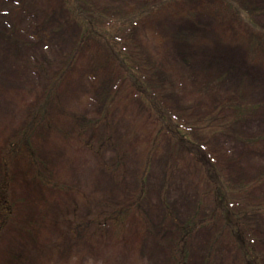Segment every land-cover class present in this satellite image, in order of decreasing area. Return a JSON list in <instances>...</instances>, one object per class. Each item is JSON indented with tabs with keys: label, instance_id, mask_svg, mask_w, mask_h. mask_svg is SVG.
Segmentation results:
<instances>
[{
	"label": "rangeland",
	"instance_id": "374dc122",
	"mask_svg": "<svg viewBox=\"0 0 264 264\" xmlns=\"http://www.w3.org/2000/svg\"><path fill=\"white\" fill-rule=\"evenodd\" d=\"M89 1L119 6L123 14L151 10L134 36L149 58L159 61L176 107L207 117V103L233 93L243 103L259 104L213 143L219 161L228 166L223 171L238 210L249 213L245 221L264 249V142L252 150L242 142L264 135V65L257 46L246 52L243 32L222 23L227 19L213 0ZM229 1L264 30V0ZM16 2L0 0V183L12 207L0 228V264H175L177 235L171 226L187 225L194 217L206 225L187 239L185 264H233L223 241L212 244L219 222L209 221L210 190L183 162L189 160L166 137L148 161L154 129L132 103L118 102L103 124L100 92L86 63L65 78L57 76L70 53L73 28L64 26L58 11L44 26L50 39L29 30L35 28L34 17H44L42 9L55 1L24 0L21 17L12 7ZM52 86V98L42 101L41 92ZM38 107L42 110L32 124ZM22 136L28 150L11 148ZM137 194L145 222H130L124 241L71 233L74 218H102Z\"/></svg>",
	"mask_w": 264,
	"mask_h": 264
},
{
	"label": "trees",
	"instance_id": "16d2710c",
	"mask_svg": "<svg viewBox=\"0 0 264 264\" xmlns=\"http://www.w3.org/2000/svg\"><path fill=\"white\" fill-rule=\"evenodd\" d=\"M54 1L55 5L51 7L47 5L42 9V12L47 10L44 17L41 19L34 17L32 23L35 24V28L29 30L38 39H50V34H47L44 26L49 20L48 17L58 11L64 26L73 28L70 53L57 76L65 78L68 73L78 67V63L81 65L83 62L86 63L84 68L88 73L87 76L93 81V87L100 92V99L96 100L102 104L103 117L100 121L103 124L109 120L118 102H122V106L132 103L137 113L141 116L143 114L145 120L154 129V134L147 143L149 146L147 160L150 161L158 142L168 137L173 147L189 160L183 162L187 163L209 188L214 205L209 221L218 220L219 222L212 244L223 241L225 249L233 257V264H264V249L258 247L252 228L245 221L250 215L242 214L238 210L237 201L223 171L227 165L219 161V154L216 151L218 149L213 143L217 136L226 135L232 131L242 117L255 112L259 104L243 103L240 100L241 96L233 93L227 99L207 103L209 105L205 108L207 117H198L196 111L181 110L170 101L172 86L157 69L159 61L149 58L147 49L142 47L143 45L138 43L134 36V30L143 21L145 14L151 12L149 8L140 11L128 10L123 14L121 11L124 10H120L119 6L112 7L107 3L96 4L89 0ZM213 4L217 5L215 9L227 19V22H222L223 24L227 23L243 32L245 39L241 43L245 45L246 52L257 46V53L264 65V30L247 21L242 9L234 2L213 0ZM12 5L14 13L18 16L26 14L23 10L24 0H17ZM9 26L5 23L4 27L7 28L8 34H12ZM54 87L41 92L42 101L47 102L52 98ZM37 109L33 114L32 124L42 110L41 107ZM92 125L93 123L81 125V130L87 131ZM24 137L11 143L10 147L14 150H28ZM242 142L252 150L259 142L260 144L264 142V135L248 137ZM146 166L145 169L148 168V163ZM256 185L257 182L246 185V192L253 190ZM140 195L137 194L121 207L112 209L102 218L86 222L74 218L75 224L70 229L71 233L73 236L74 233L77 235L83 233L88 238L96 240L107 237L114 242L124 241L129 233L128 224L134 225L141 220L145 222L141 211L142 195ZM11 213L12 207L8 200L6 186L1 182L0 228L10 219ZM205 225V219L199 220L194 217L187 225L171 226L174 228L171 234L177 235L175 251L178 252V257L175 264H185L183 254L187 239ZM139 226L140 223H138ZM136 229L138 230L137 226ZM141 233L142 231L139 230V234Z\"/></svg>",
	"mask_w": 264,
	"mask_h": 264
}]
</instances>
